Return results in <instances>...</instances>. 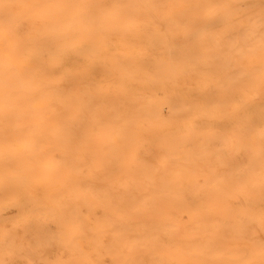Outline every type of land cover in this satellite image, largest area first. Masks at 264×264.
Listing matches in <instances>:
<instances>
[{
  "label": "bare ground",
  "instance_id": "1",
  "mask_svg": "<svg viewBox=\"0 0 264 264\" xmlns=\"http://www.w3.org/2000/svg\"><path fill=\"white\" fill-rule=\"evenodd\" d=\"M247 1L0 0V231L28 225L18 230L25 247L16 255L0 240V260L178 264L193 257L170 241L194 247L243 230L251 240H233L222 258L260 264L264 54L260 8L246 11ZM51 4L91 5L86 17L103 23L33 7ZM218 4L227 6L197 7ZM17 22L24 38L10 43L3 26ZM253 33V51L236 55L233 45ZM203 129L217 138L214 158L198 142ZM220 131L231 138L219 142ZM244 145L253 154L239 170ZM69 160L79 167L73 179L94 191L77 198L66 190L61 204L52 194ZM179 171L196 177L191 207ZM223 171L228 177L206 186ZM228 192H252L254 202L248 207L246 197L231 217ZM204 196L219 216L203 217Z\"/></svg>",
  "mask_w": 264,
  "mask_h": 264
},
{
  "label": "snow or ice",
  "instance_id": "2",
  "mask_svg": "<svg viewBox=\"0 0 264 264\" xmlns=\"http://www.w3.org/2000/svg\"><path fill=\"white\" fill-rule=\"evenodd\" d=\"M227 5H197V7L212 9V8H223ZM255 5H249V7H254ZM5 7H9V5H5ZM33 7H44L53 10H62V9H72L77 12L81 17H86V10L91 5L87 4H51V5H34ZM260 7V30H259V48L261 53L264 54V0H259ZM87 25L89 27L94 26L96 23L103 21H98L95 18H87ZM23 24L22 22H17L14 25L11 23H6L3 26L4 38L8 40L10 43L12 40L24 38L22 32ZM256 38L255 34L249 35L247 38V44L241 46L239 44L233 45L236 49V55L243 57L248 55L256 46ZM183 66H177L176 71H183ZM260 87L264 89V65H262L261 69V78H260ZM41 93L38 91L37 95ZM75 139V138H74ZM262 146H264V133H262ZM262 153H264V147H262ZM64 174L62 176H58L56 179L61 184V188L58 189L55 193L52 194V198L56 199L58 202L63 204V196L66 190L71 192L77 198L86 197L87 194L91 191H94L92 186L85 184L83 181H75L73 179L74 176L78 175L79 167L72 160L65 161L63 164ZM9 177L6 175L5 180H8ZM261 192L264 194V177L261 180ZM26 195L31 197H47L49 193L45 192H26ZM261 224L264 225V199H262V209H261ZM23 228L25 233L28 231V225H14L12 228H6L0 231V240H2L7 246V255L14 256L17 254L18 250H23L25 247L23 243L22 237L18 234V230ZM79 230L82 234H84L85 229L83 226L79 227ZM51 239H55V233L50 234ZM245 237L251 240V237L247 235L246 231H241L239 233L233 234H225L219 238V241L216 239H209L206 243H201L194 247L187 246L183 240L176 239L170 241L168 247L170 250L179 253V254H190L193 258L190 261H182L178 262V264H254V262L242 259L239 257H235L232 259H223L226 255L225 246L231 243L233 240ZM31 248L32 253L38 252V246L36 244H32L29 246ZM259 255L261 256L260 264H264V238L261 239L259 246ZM0 264H91L88 261H53V260H37L33 258H26L23 261L17 259H4L0 260ZM95 264H100V262H95ZM103 264H136L135 261L132 260H119L113 259L112 261H105Z\"/></svg>",
  "mask_w": 264,
  "mask_h": 264
},
{
  "label": "rangeland",
  "instance_id": "3",
  "mask_svg": "<svg viewBox=\"0 0 264 264\" xmlns=\"http://www.w3.org/2000/svg\"><path fill=\"white\" fill-rule=\"evenodd\" d=\"M256 2V3H255ZM255 5L254 7H249V5ZM244 8L246 11H249V10H255V9H258L260 8L259 7V0H250V1H247L244 5ZM233 105H235V103H233ZM262 119L264 120V117H262ZM187 129V123H186V126L184 127V130ZM206 129V128H205ZM247 132V131H246ZM201 135L199 136L198 138V142L200 143V145L204 148H206L208 151H210V154L212 155V158H214V151L216 149V146H217V138L213 135H207V134H204V129L202 130V132L200 131L199 132ZM231 138V135L229 133V131L227 133L225 132H221L220 131V135H219V139L218 141L219 142H226L228 141L229 139ZM177 147H178V156L180 157L181 161L182 162H185V158H183V155H184V149L179 145L177 144ZM253 154V149L249 146V145H244V147L239 151V153L237 154L238 157H237V160H235V163L236 164H239L238 168L239 170H243L245 169V167L247 166L246 162L250 159V157L252 156ZM183 166H186V164H183ZM225 175H214V178L209 181L207 183L206 186H214L217 182L223 180L226 176L228 177V173H226L225 171H223ZM177 178H180V182L182 184V193L184 194V196H190V200H189V204H190V207L192 205H195L197 203V198L194 197L195 196V192L194 190L189 186L190 182L196 180V177H194L191 173H188L185 176H183L182 172L179 171V175ZM193 183V182H192ZM252 191H254V188L253 186H251L250 188ZM234 191V190H233ZM236 192V190H235ZM253 193L250 192L248 193L246 196L244 197H232V194L231 192H228V193H224V196L222 195V198L224 199H233V202L234 203V206L233 207H229V211L231 212L232 216L231 217H234V216H239L241 214H237L239 213L240 211H242L244 208H246V197H247V203L248 204V207H251V204H253L252 202H254L252 200L254 196H252ZM204 199H205V202L203 203L205 205L204 207V210L203 211H206L208 213L204 214L203 217H206V218H212V217H215V216H219L217 215L216 213H212L211 211L214 210V202L208 197V196H204Z\"/></svg>",
  "mask_w": 264,
  "mask_h": 264
}]
</instances>
